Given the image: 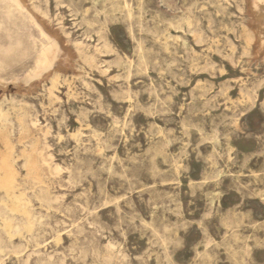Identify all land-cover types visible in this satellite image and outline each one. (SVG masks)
<instances>
[{
    "label": "rangeland",
    "instance_id": "1",
    "mask_svg": "<svg viewBox=\"0 0 264 264\" xmlns=\"http://www.w3.org/2000/svg\"><path fill=\"white\" fill-rule=\"evenodd\" d=\"M19 2L58 51L0 85V264H264V0Z\"/></svg>",
    "mask_w": 264,
    "mask_h": 264
},
{
    "label": "bare ground",
    "instance_id": "2",
    "mask_svg": "<svg viewBox=\"0 0 264 264\" xmlns=\"http://www.w3.org/2000/svg\"><path fill=\"white\" fill-rule=\"evenodd\" d=\"M37 13L38 12L31 4L28 5L23 4L19 2V0H0V85L5 86L10 82H14V80L18 78H22L24 81L29 82L32 79L37 78L43 72L52 71V64L56 59V54L58 51L57 46L55 44L45 43V44H41L39 48H36L39 45L35 47V44H33L32 42V38H33L32 32H35L32 31V29L35 28L38 31H40L42 35H44V33L41 30V27H43L47 22L45 15L43 14L38 15ZM250 40H257V37L250 35ZM88 60L92 62L91 58H88ZM23 72H24L23 77H20L19 75H21ZM54 75L55 72L53 73L51 72V76ZM2 99H5V96ZM5 168L6 167H4L3 170H5ZM5 177L7 176L5 175ZM6 187H8V185H6ZM6 187L4 186V188ZM189 188H191V186ZM8 189L10 188L8 187ZM8 189L5 195L7 198L12 197L8 195V191H9ZM10 192L11 191H9V193ZM18 204L16 206H19ZM13 207L15 206L13 205ZM13 207L10 206L9 209ZM13 209L10 210L9 212L11 211L13 212ZM15 209L17 211L18 208L15 207ZM22 211H24V209ZM8 226H10V224H8ZM12 229L18 231L20 227L13 226ZM8 232H10V229ZM4 233L7 234V231Z\"/></svg>",
    "mask_w": 264,
    "mask_h": 264
}]
</instances>
